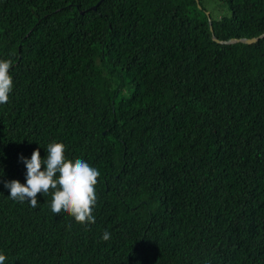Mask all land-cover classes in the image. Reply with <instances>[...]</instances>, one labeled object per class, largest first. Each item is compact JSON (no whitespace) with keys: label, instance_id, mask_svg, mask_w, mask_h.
Masks as SVG:
<instances>
[{"label":"trees","instance_id":"16d2710c","mask_svg":"<svg viewBox=\"0 0 264 264\" xmlns=\"http://www.w3.org/2000/svg\"><path fill=\"white\" fill-rule=\"evenodd\" d=\"M212 1L0 0L5 264H264V36L213 39L263 34L264 0ZM53 142L100 171L94 224L9 197Z\"/></svg>","mask_w":264,"mask_h":264},{"label":"clouds","instance_id":"9594fccd","mask_svg":"<svg viewBox=\"0 0 264 264\" xmlns=\"http://www.w3.org/2000/svg\"><path fill=\"white\" fill-rule=\"evenodd\" d=\"M13 61L0 59V105L10 100L15 85L10 69ZM47 156L42 158L39 148L33 151L31 158L22 157L26 166V183L14 179L5 183L10 190L9 197L17 202H30L38 206V194L51 195V211L54 214L66 213L77 223L88 226L94 224L95 205L98 200L96 186L100 171L83 159L74 161L66 157V145L60 142L49 143ZM42 165H45L42 169ZM111 234L103 233L102 239L108 241ZM7 257L0 253V264H5Z\"/></svg>","mask_w":264,"mask_h":264},{"label":"water","instance_id":"95a60500","mask_svg":"<svg viewBox=\"0 0 264 264\" xmlns=\"http://www.w3.org/2000/svg\"><path fill=\"white\" fill-rule=\"evenodd\" d=\"M99 3V2H98ZM264 36V33L257 36V37H252V38H230L229 40H226V41H220L218 40L217 38L213 37V39L219 43H232V42H237V41H242V42H245V43H253L255 41H257L258 38Z\"/></svg>","mask_w":264,"mask_h":264},{"label":"rangeland","instance_id":"374dc122","mask_svg":"<svg viewBox=\"0 0 264 264\" xmlns=\"http://www.w3.org/2000/svg\"><path fill=\"white\" fill-rule=\"evenodd\" d=\"M205 5H206V4H205ZM206 7H207V9H208L210 12H212V13L215 14V15H218L217 13L220 12V11H219L220 9H219V7H218V3H216V2H214V1H212V0H208Z\"/></svg>","mask_w":264,"mask_h":264}]
</instances>
